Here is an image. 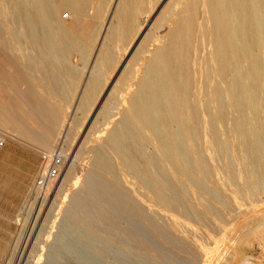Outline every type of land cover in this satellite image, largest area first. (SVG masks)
<instances>
[{
    "label": "bare ground",
    "instance_id": "6f19581e",
    "mask_svg": "<svg viewBox=\"0 0 264 264\" xmlns=\"http://www.w3.org/2000/svg\"><path fill=\"white\" fill-rule=\"evenodd\" d=\"M113 2L0 0V50L8 39L6 49L19 57V42L29 43V57L34 55L61 75L71 71L68 57L80 59L85 81L74 113H88L85 100L101 92L120 53L135 38L141 15L149 13L150 26L162 29L152 50L143 46L148 30L142 32L112 83L109 103L97 114L107 117L110 109L118 110L119 118L105 121L97 131L101 134L96 143L122 176L89 191L87 184L95 176L87 173L81 188H75L89 192L78 194L75 201L117 192L138 215L181 232L176 215L201 224L211 215L222 220V209L216 208L226 210L224 196L239 205L264 200V0ZM91 7L98 17L110 12V27L88 64L91 48L67 32L59 17L69 11L84 20ZM139 49L148 56L138 71L132 62ZM55 91L61 97L54 99L66 100L70 85ZM42 106L45 116H53L49 111L53 106ZM78 122L73 118L68 122L64 144ZM95 155L97 167L107 171L104 156ZM90 224L89 217L66 216L47 263L147 264L140 253L95 234Z\"/></svg>",
    "mask_w": 264,
    "mask_h": 264
},
{
    "label": "rangeland",
    "instance_id": "374dc122",
    "mask_svg": "<svg viewBox=\"0 0 264 264\" xmlns=\"http://www.w3.org/2000/svg\"><path fill=\"white\" fill-rule=\"evenodd\" d=\"M95 11L89 8L85 21L69 11H62L59 17L67 32L91 48L88 64L98 50L103 33L110 27V12L105 11V19L104 15L96 16ZM147 17L149 13L139 18L135 38L126 45V52L120 53L117 67L104 82L101 92L85 100L90 107L88 113H74V107L81 104L79 97L85 81L84 66L76 55L67 59L71 70L67 75L56 74L48 64L44 63L45 67L38 58L34 59V55L29 57L32 52L29 43L19 42V57H16L6 49L9 40H5V48L0 50V264H49L47 255L66 216L91 218L90 226L95 234L140 253L147 264H264L263 199L239 205L224 196V201L230 199L226 210L216 208L219 212L218 208L222 209L223 214L219 213L222 220L211 215L202 224L176 215L181 232L171 231L163 221H151L142 213L138 215L136 208L131 203L128 205L117 192L113 193L115 196L108 191V194L98 193L75 201L78 194L86 196L93 188L104 182L114 183L122 176V171L106 156L105 148L96 143V137L101 134L97 131L105 123L116 121L118 110L110 109L107 117L97 114L103 104L109 103L106 98L112 83L142 32L148 30L143 45L147 50L158 44L156 33L160 34L162 29L152 28ZM144 56L148 55L139 49L132 62L135 70L141 68ZM128 83L132 84L130 80ZM61 85H70L66 100L54 99L61 97L55 91ZM57 104L66 107L57 108L54 106ZM42 105L53 106L49 110L53 116H45ZM71 118L79 122L67 131L64 144L63 134ZM97 147L100 148L95 154L104 156L107 171L97 167L94 154ZM46 157L50 162L58 157L61 164L56 168L58 174L41 185ZM87 173L95 176L91 185L87 184L89 191L87 188L76 190L75 187L81 188ZM248 230L251 231L246 233Z\"/></svg>",
    "mask_w": 264,
    "mask_h": 264
},
{
    "label": "built area",
    "instance_id": "2783aa9c",
    "mask_svg": "<svg viewBox=\"0 0 264 264\" xmlns=\"http://www.w3.org/2000/svg\"><path fill=\"white\" fill-rule=\"evenodd\" d=\"M45 161L47 162V165H46V170L43 172V175H42L41 185H43L47 179L54 177L58 174V171L56 168H58L61 164V161L58 157L53 158L51 162L48 159V157H46Z\"/></svg>",
    "mask_w": 264,
    "mask_h": 264
}]
</instances>
